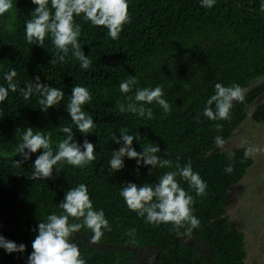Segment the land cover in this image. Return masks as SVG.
Wrapping results in <instances>:
<instances>
[{"label": "trees", "instance_id": "1", "mask_svg": "<svg viewBox=\"0 0 264 264\" xmlns=\"http://www.w3.org/2000/svg\"><path fill=\"white\" fill-rule=\"evenodd\" d=\"M262 2L216 0L208 9L200 0H128L131 22L124 25L116 40L108 37L107 29L85 23L82 16L75 17L81 25L78 39L82 51L92 61L85 70L71 52L65 62L50 63L56 52L50 37L42 46L28 44L25 22L31 19L35 6L31 0H12L13 7L0 16V86H7L4 75L12 69L17 72L14 82L18 84L17 91H9L8 98L0 103V236L24 244L25 251L7 253L0 248V264H27L37 225L49 214H61L58 204L67 190L79 184L87 186L94 209L103 210L112 227L111 232L104 230L97 242L100 250L83 240L88 229L73 234L86 264L133 263L136 252L142 249L150 251L146 264H244L243 235L229 225L225 208L230 194L239 193L235 186L251 160L243 149L219 151L214 137L226 141L247 117L251 103L264 92V84L248 89L264 75ZM36 76L65 94L60 104L46 113L40 110L38 94L25 100L19 91L34 83ZM129 76H135L137 83L131 92L123 94L119 84ZM216 83L246 89L244 102H233L229 120L213 121L203 115ZM157 85L171 107L169 113L155 103L145 105L152 109V119L120 111L119 105L127 108L128 97L134 99L137 89ZM74 86L86 87L91 93V101L83 110L93 117L95 127L87 136L72 125L66 111ZM250 119L264 121V103L255 107ZM218 123L222 125L219 130L215 127ZM65 126L73 127V142L81 150L84 139L95 145L96 159L83 168L57 164L51 179H30L32 165L43 150L18 166L15 161L23 159L17 153L22 134L28 127L34 134L50 133L55 153L66 136L61 131ZM124 129L135 137L132 147L137 152L149 143L157 144L161 149L158 156L171 159L174 165L191 161L193 171L206 182V194L196 196L187 182L177 177L195 200L193 214L200 226L191 234L185 229L173 231L171 224H146L126 207L119 195L122 185L155 184L158 177L175 168H153L149 175L151 166L141 165L137 173L136 161L124 157V168L110 173L112 152L123 146L122 141L117 144L112 140L113 134L120 139ZM228 165L234 169L230 174L224 171ZM73 222L79 221L70 218L69 223ZM131 228L136 229L134 237L126 235ZM190 239L209 245L213 253L207 254L208 259L199 256Z\"/></svg>", "mask_w": 264, "mask_h": 264}, {"label": "clouds", "instance_id": "2", "mask_svg": "<svg viewBox=\"0 0 264 264\" xmlns=\"http://www.w3.org/2000/svg\"><path fill=\"white\" fill-rule=\"evenodd\" d=\"M201 6L211 9L216 0H200ZM35 6L30 13L31 19L25 22V40L30 45L44 44L45 38L50 37L51 43L56 49L55 58L50 63L65 62V58L71 52V56L79 61L80 67L87 70L91 64V59L84 54L79 43L81 35V25L75 22V17L82 16L85 23H90L93 27H103L107 29L110 39L116 40L123 31L125 24L131 22L128 13V0H31ZM50 4V7H49ZM13 7L12 0H0V16H3ZM260 12L264 13V2L260 5ZM17 76L15 69L9 70L4 75L7 86H0V103H3L9 95V91L15 93L18 84L14 82ZM137 83L135 76H129L119 84V90L123 94L132 91ZM25 100L30 99L34 94L39 95L38 104L44 113L50 107H56L63 100L65 94L60 88L50 87L40 82V77L34 78V83L27 84L19 89ZM246 89L238 84L224 86L216 83L214 94L206 101L203 115L209 120H229L230 110L234 101L244 102ZM164 91L157 85L154 88L137 89L132 97H128L127 108L123 104L119 105L120 111H128L141 118L152 119L153 111L145 105L153 103L162 107L165 114L171 111L169 103L163 98ZM91 101V93L86 87L74 86L71 89V96L66 106V111L71 118L72 125L83 135L92 133L95 127L93 117L87 114L83 108ZM214 106V108H213ZM216 129L222 128L221 124L215 125ZM72 126H65L61 129L66 134L57 145V151L53 152L51 145V134L43 132L33 133L32 127H28L22 134V142L17 148V153L23 159L15 161L20 166L30 158V155L42 149L43 152L37 156L32 165V180L51 179L54 166L57 164H67L74 168H83L96 159L95 145L84 139L82 148L74 141ZM135 137L129 135L127 129L120 133V139L113 134L112 140L123 146L118 151H113L108 162L110 173L120 171L124 168V157L135 160L137 173L139 167H149L148 174L152 175L153 168L173 169L167 171L157 178L155 184L144 183L138 186L136 183H126L122 185L119 192L128 210L135 212L138 217L144 219L146 224L160 226L161 224H171L173 231L185 229L187 234L200 226L199 219L193 214V195L189 194L177 180L187 182L189 188L195 192L196 196L206 194L207 184L202 180L199 173L192 169L191 161L181 166L173 164L171 159L162 158L157 155L161 151L157 144L149 143L141 152H137L133 147ZM217 147H222L225 143L221 136L214 137ZM25 149L28 151L25 152ZM256 148H249L245 151V157ZM167 155V153H165ZM233 166L228 165L224 171L233 172ZM62 210L61 214H49L46 221L37 225L35 231L37 235L32 241V251L27 257V264H86L81 257L77 243L73 242V234L79 233L82 228H86L91 233L89 243L95 244L104 235V230L112 231V227L105 218L103 210H95L92 200L88 194L85 184H79L67 190L63 200L58 204ZM75 221L69 223V219ZM136 229L131 228L126 232L129 237L135 236ZM0 248L7 253L25 251V245H17L15 242L6 240L0 236Z\"/></svg>", "mask_w": 264, "mask_h": 264}, {"label": "rangeland", "instance_id": "3", "mask_svg": "<svg viewBox=\"0 0 264 264\" xmlns=\"http://www.w3.org/2000/svg\"><path fill=\"white\" fill-rule=\"evenodd\" d=\"M259 84H264V75L255 79L248 89L251 88L250 86ZM263 103L264 92L251 103L247 117L238 128L233 130L224 145L218 147V150L224 153L239 148L244 152L249 148L257 149L249 155L252 161L250 170H246L241 181L237 183L242 190L234 189L242 194L231 193L225 208L227 222L243 235L246 254L244 264H264V146H262L264 121L255 123L250 119V114L255 107ZM90 236L91 233L87 232L82 237L83 240H87V246L94 250H100L101 246L98 243H89ZM190 242L194 243L191 239ZM194 248L196 253L204 259H208L207 254L213 253L209 245L200 243V241L195 244ZM148 252H150L148 249L137 251L136 261L129 264H146Z\"/></svg>", "mask_w": 264, "mask_h": 264}, {"label": "crops", "instance_id": "4", "mask_svg": "<svg viewBox=\"0 0 264 264\" xmlns=\"http://www.w3.org/2000/svg\"><path fill=\"white\" fill-rule=\"evenodd\" d=\"M243 140V139H242ZM262 146H264V139H263V142H262ZM239 149H241V148H239ZM248 158H249V156H248ZM250 159V158H249ZM251 160V159H250ZM251 164H252V161H251ZM251 166V165H250ZM247 170H250L249 168L247 169ZM239 191H241L242 190V188L240 187V186H238L237 184H236V186H235ZM238 195H240V194H242L241 192H239V193H237Z\"/></svg>", "mask_w": 264, "mask_h": 264}]
</instances>
